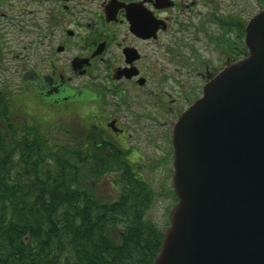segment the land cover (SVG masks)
Wrapping results in <instances>:
<instances>
[{
	"label": "flooded vegetation",
	"instance_id": "obj_1",
	"mask_svg": "<svg viewBox=\"0 0 264 264\" xmlns=\"http://www.w3.org/2000/svg\"><path fill=\"white\" fill-rule=\"evenodd\" d=\"M263 8L264 0H0V132L7 118L16 131L17 40L28 38L21 81L32 91L69 113L106 99V115L78 113L109 132L112 184L130 166L155 200L172 197L175 125L250 54L247 26ZM156 170L169 188L155 183Z\"/></svg>",
	"mask_w": 264,
	"mask_h": 264
},
{
	"label": "trees",
	"instance_id": "obj_2",
	"mask_svg": "<svg viewBox=\"0 0 264 264\" xmlns=\"http://www.w3.org/2000/svg\"><path fill=\"white\" fill-rule=\"evenodd\" d=\"M16 102V131L7 118L0 132V264H152L164 230L148 215L151 184L120 167L118 196L101 192L108 130L51 120L21 91Z\"/></svg>",
	"mask_w": 264,
	"mask_h": 264
},
{
	"label": "water",
	"instance_id": "obj_3",
	"mask_svg": "<svg viewBox=\"0 0 264 264\" xmlns=\"http://www.w3.org/2000/svg\"><path fill=\"white\" fill-rule=\"evenodd\" d=\"M246 32L250 54L175 125L178 200L152 264H264V8Z\"/></svg>",
	"mask_w": 264,
	"mask_h": 264
},
{
	"label": "rangeland",
	"instance_id": "obj_4",
	"mask_svg": "<svg viewBox=\"0 0 264 264\" xmlns=\"http://www.w3.org/2000/svg\"><path fill=\"white\" fill-rule=\"evenodd\" d=\"M28 42H29L28 38H18L17 53L19 55L16 61L17 67H18L17 87H16L17 93L19 91L23 92L25 101L27 103H29L31 106H34V108L38 110V112L42 113L43 110H45L43 114L49 115V119L58 120L62 123L68 124L69 126H71L74 122L81 120L79 118L80 116L79 113H82L83 115L85 114L86 111H90L92 107L98 108L101 112L105 113V115L107 112L109 113V106H107V102L105 98L100 99V101H97V102H88L87 104L83 105L81 108L78 107L79 109H76V111H78L79 113L78 112L76 113L74 111H71L69 113L67 109L65 110L61 108L60 106L58 107L53 106L49 101L45 100L44 98L39 96L37 93L32 91L31 84L21 81V74H23L24 72L21 59L23 58V55H25V53H23L25 51L23 45L24 43H28ZM74 114L78 117L75 116L76 118H74L72 116ZM156 171L157 172L153 173V176H154L153 179H156L155 183L158 184L159 182L162 181L164 175H163V172H160L158 170ZM111 178L112 176L110 175L107 176V178L105 179L106 180L105 183L101 187V192L105 194H109V197L113 199L118 196V190H117V187L112 184ZM156 184H154L155 187L159 186ZM159 184L161 186L160 188H163L164 186L165 188L166 186L169 188V186L172 184V180L171 178H169L168 183H165V184L159 183ZM157 189H159V187ZM172 193L175 194L174 187L172 188ZM174 199H175L174 195L171 197V194L168 190L166 196L165 195L157 196L155 203L153 202V206L149 210V214H148L149 217L152 220H154L157 223V225L163 230H165L167 227V224L169 221V212L172 208V205L174 204L173 203L175 201Z\"/></svg>",
	"mask_w": 264,
	"mask_h": 264
}]
</instances>
